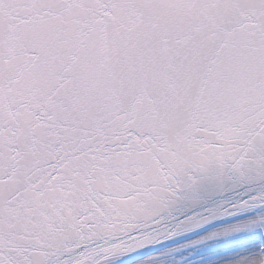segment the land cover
I'll return each mask as SVG.
<instances>
[{
  "label": "snow or ice",
  "instance_id": "snow-or-ice-1",
  "mask_svg": "<svg viewBox=\"0 0 264 264\" xmlns=\"http://www.w3.org/2000/svg\"><path fill=\"white\" fill-rule=\"evenodd\" d=\"M217 216L220 264H264V0H0V264H120Z\"/></svg>",
  "mask_w": 264,
  "mask_h": 264
},
{
  "label": "bare ground",
  "instance_id": "bare-ground-1",
  "mask_svg": "<svg viewBox=\"0 0 264 264\" xmlns=\"http://www.w3.org/2000/svg\"><path fill=\"white\" fill-rule=\"evenodd\" d=\"M234 222L229 216L198 231L174 237L147 251L130 254L126 260L120 261V264H220L233 253L235 245L231 241L220 242L218 239L205 237ZM190 237L193 238L189 241L169 246Z\"/></svg>",
  "mask_w": 264,
  "mask_h": 264
},
{
  "label": "water",
  "instance_id": "water-1",
  "mask_svg": "<svg viewBox=\"0 0 264 264\" xmlns=\"http://www.w3.org/2000/svg\"><path fill=\"white\" fill-rule=\"evenodd\" d=\"M219 198H221V197H220V194H218V193H215V192H205L204 197H203L198 203L193 204V203H191V202H184V203L179 204V205L177 206L176 210H175V214H176L177 216H183V215H186V214H188V213H190V212L197 211V210H199L200 208L205 207L206 205H210V204L217 203L218 200H219ZM223 217H225V216H217V217H215L214 219H212L211 221L206 222L205 224L200 225V226H198V227H196V228L189 229V230H187V231H191V230H194V229L200 228V227H202V226H204V225H206V224H208V223H210V222H212V221H215V220L220 219V218H223ZM187 231H178V232H176L174 235L169 236V237H166V238L161 239V240H158V241H156V242H153L152 244L146 245V246L143 247L142 249L147 248V247H149V246H151V245H154V244H156V243H158V242H160V241H162V240L168 239V238H170V237H173V236H175V235H178V234H181V233H184V232H187ZM142 249H140V250H142ZM137 251H139V250H137Z\"/></svg>",
  "mask_w": 264,
  "mask_h": 264
},
{
  "label": "rangeland",
  "instance_id": "rangeland-1",
  "mask_svg": "<svg viewBox=\"0 0 264 264\" xmlns=\"http://www.w3.org/2000/svg\"><path fill=\"white\" fill-rule=\"evenodd\" d=\"M192 238H193V237H192ZM192 238L190 237V238H187V239H185V240H181V241H179V242H177V243H174V244H171V245H169V246L177 245V244H179V243H183V242L189 241V240L192 239ZM186 250H188V249H186Z\"/></svg>",
  "mask_w": 264,
  "mask_h": 264
}]
</instances>
